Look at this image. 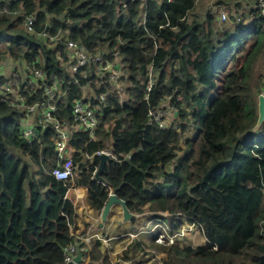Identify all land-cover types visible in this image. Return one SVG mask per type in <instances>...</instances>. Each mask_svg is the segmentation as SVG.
I'll return each instance as SVG.
<instances>
[{
	"label": "trees",
	"instance_id": "1",
	"mask_svg": "<svg viewBox=\"0 0 264 264\" xmlns=\"http://www.w3.org/2000/svg\"><path fill=\"white\" fill-rule=\"evenodd\" d=\"M197 1L149 0L145 20L139 0L0 1V59L38 61L48 83L61 79L66 95L59 101L58 119L73 124V103L83 90L99 96L107 87L96 89L91 72L73 75L65 47H50L28 33L23 12L37 15L38 32L50 21L52 34L67 33L91 52L119 47L128 74L127 99L108 95L95 139L84 130L71 133L72 158L80 164L76 183L87 188V201L99 212L113 190L135 215L155 219L168 212L171 232L195 223L207 238L196 246L159 244L154 238L147 247L136 240L124 251L125 260L138 249L152 253L143 264H158L157 252L167 254L160 264H264V122L254 132L264 15L248 9L235 26H219L213 11L196 14ZM6 6L9 12L3 11ZM253 36L257 39L242 66L226 72L227 60ZM151 62L155 83L148 91ZM89 82L93 87H84ZM23 88L29 102L44 100L43 89ZM167 96L177 108L178 127L148 123L150 109ZM22 115L0 102V264H61L77 213L66 197L67 186L52 175L57 132L47 128L40 141L28 143L20 135ZM102 150L116 158L98 180L93 178L100 164L96 153ZM92 244L91 253H83L90 261L82 264H112L100 240Z\"/></svg>",
	"mask_w": 264,
	"mask_h": 264
},
{
	"label": "built area",
	"instance_id": "2",
	"mask_svg": "<svg viewBox=\"0 0 264 264\" xmlns=\"http://www.w3.org/2000/svg\"><path fill=\"white\" fill-rule=\"evenodd\" d=\"M139 1L144 12L143 20H145L149 0ZM244 6L247 9H256L264 15V0H256L253 3H246ZM3 11L9 12L8 7L6 6ZM243 13L244 10L235 11L232 14V18L228 15L227 11L222 10L219 14V22H232L236 24L242 20ZM22 15L24 17V27L28 33L37 35L48 43L50 47L54 48L59 44L65 47L67 56L66 63L73 75L81 73L86 76L91 72L96 75V78L93 80L96 89L107 87L99 96L96 95L93 89H90V93L84 89L82 97L74 100L73 103L72 115L74 122L73 124H68L58 119L57 110L59 101L66 95V88L61 79L54 78L51 83H48V75L38 61L22 63L20 61H14L11 57H7L0 61V102L23 112L20 121V135L28 143L40 141L41 133L47 128L52 127L57 132V137L55 138L57 159L56 165L52 170V175L56 179L63 181L69 192L71 189L79 188L76 180L80 175V164L74 163L72 150L69 147L70 135L74 130L80 129L89 132L93 139L97 137L96 131L99 127V117L104 111L101 104L105 103L109 94L115 93L120 96L125 95L127 87H129L124 58L121 55V49L119 47L99 49L95 52H91L79 41L71 39L67 33L62 34L59 32L52 34L50 32V25L49 27L46 26L41 32H38L36 28L37 15L35 13L24 12ZM146 83V87L148 91H150L155 83L153 62L149 65ZM23 87L43 89L44 100L29 102L28 96L25 94L26 89ZM84 87L93 86L89 82L88 85ZM260 94H264V82ZM94 101L98 102L95 103ZM177 115V108L172 104V97L167 96L165 101L160 104L158 108L150 109L148 123L156 122L162 128H169L171 126L178 127L180 121ZM102 153H108L111 157L116 158L111 151L107 150L98 151L96 154L100 155ZM130 157L131 155H128L125 159ZM92 159L93 156L87 157V160L92 161ZM98 168V166H95L93 178H96ZM113 192L114 191L111 190L110 193ZM85 197L86 193L84 191H79L75 195L76 200L71 201L75 205L77 201L83 200ZM160 213L162 216L168 215V212ZM141 215L143 214H136L134 218L140 217ZM195 227L203 233L201 225L195 223H185L179 230L170 232L169 227L162 221H159L146 231L140 229L136 232H129L127 235L130 239H134L139 238L140 233H155L157 230H160V232L155 235L156 242L159 244L173 245L177 243L178 239L185 237ZM70 233L73 239L64 249V261L61 264H77L75 260L76 256L80 253L82 254V258L84 257L83 253L89 255L93 249V240L96 238L101 239L94 231L79 234L74 224L72 225L71 222ZM104 241L105 239H103V242ZM89 261L90 257H87L85 261L83 260L80 264L88 263ZM111 263L115 264L112 261Z\"/></svg>",
	"mask_w": 264,
	"mask_h": 264
},
{
	"label": "crops",
	"instance_id": "3",
	"mask_svg": "<svg viewBox=\"0 0 264 264\" xmlns=\"http://www.w3.org/2000/svg\"><path fill=\"white\" fill-rule=\"evenodd\" d=\"M82 187L71 189L69 192H67L66 195L68 199L74 200L72 198H75L77 192L84 191L86 193L85 199L77 201L75 204L77 218L74 227L79 234H85L90 231H94L96 234H98L101 239L96 238L95 240H100V242L102 243L101 250L102 251L107 250V253L109 254L111 261L115 264H133L132 261L135 258L133 259L130 258L128 260H125L124 251L126 249L128 250L131 244H133L136 240L142 241L139 238L130 239L127 233L136 232L143 228L150 229L153 226V225L150 226V224L154 220L162 221L166 225H168L169 223V221L166 218L168 216H163L164 218L151 219L150 216H147L148 214H143L140 217L134 218L131 221H125L123 218V208L120 204H115L114 206H112L107 220L104 223H102L101 212L93 209L90 206V204L87 201V196H88L87 188L86 187L82 188ZM82 225L84 227L86 226L83 232L80 231V226ZM112 229L113 231L111 232L110 230ZM142 234L144 235L149 234V232L140 233L139 237H141L140 235ZM153 238H155V233ZM103 239H105L104 242ZM122 242H124V245L121 246L120 244ZM205 242H206V237L202 234L201 244H205ZM112 243H114L116 246H113ZM142 243L145 246L148 244L147 241H142ZM159 253L162 255L164 254L163 252H159ZM135 264H143V263L142 260L140 259L139 262H136Z\"/></svg>",
	"mask_w": 264,
	"mask_h": 264
},
{
	"label": "rangeland",
	"instance_id": "4",
	"mask_svg": "<svg viewBox=\"0 0 264 264\" xmlns=\"http://www.w3.org/2000/svg\"><path fill=\"white\" fill-rule=\"evenodd\" d=\"M233 1L235 0H198L197 1V8L195 10L196 14H199L200 17H203L205 15V13L207 11H213L216 15V19H217V23L218 25L220 26V24H223V23H220L219 22V14L221 13L222 10H225L228 12V15L230 17H232V11H233V8H236L237 9V6L233 3ZM244 0H237V2H240L242 4V6H238V9L239 11H243L244 10V15L248 13V9L245 8L244 4L246 2H243ZM248 15V14H247ZM229 25V24H228ZM223 26V25H222ZM221 26V27H222ZM232 26H235V24H232ZM257 37L256 36H253L250 40H248V43L245 45V47L242 49H239L238 51L235 50V52H233V54L230 56V58L227 60V63H226V72H237L239 70V68L242 66V64L244 63V59H245V55L246 53L248 52V49L250 48V46L256 41ZM5 58L7 57H3L1 60H4ZM260 74L258 79L255 81L256 83H258L257 85L259 86L258 87V95H260L261 91H262V84L264 82V59L259 63L257 69H256V73ZM255 73V75H256ZM260 90V91H259ZM124 96V97H123ZM121 96V98L123 100L127 99V97L125 95ZM236 104V102H235ZM237 105V104H236ZM178 120L181 122V120L178 118ZM179 122V123H180ZM261 125L257 128L254 129V132H258L259 129H260ZM194 134L193 130H191L190 132H188L185 136H184V141H185V138H188V137H191L192 135ZM182 154V151H179L178 152V155H181ZM26 159L28 160L30 166H31V170H35L36 167L35 165L32 163V161H30L29 157H26ZM148 205H146L145 207H147ZM263 206H264V203H263ZM149 216V214L147 215ZM159 221L157 220H154L153 222H151L150 226H154L156 223H158ZM152 226V227H153ZM170 229V225L168 223L167 225ZM86 227V226H85ZM85 227L82 225L80 226V231L83 232V230L85 229ZM148 228H143L142 231H146ZM111 232L113 231L110 230ZM80 232V233H81ZM160 232V230H157L155 232V235L156 233ZM170 232H171V229H170ZM202 232L199 231L196 227L191 230L185 237H183V239L177 241L176 244H179V245H191V246H196V245H199L201 244V238H202ZM141 237H139L140 240L142 241H147L148 244L146 245L147 247L148 246H152L151 244V240L154 239L153 236H154V233H149V234H142L140 235ZM121 240V239H120ZM119 241V240H118ZM113 246H116L114 243H112ZM118 245V244H117ZM121 246L124 245V242H122L120 244ZM129 250V249H128ZM138 250V249H137ZM136 249H131L130 253H129V258L128 259H133V264H135L136 262H139V260H144V259H147L149 257H151L152 253L149 252L148 254H145V253H142V252H137ZM167 256L166 253H164L163 255L160 254V253H157L156 255V259L158 260V264H160V260L165 258ZM140 258V259H139ZM163 262V261H162Z\"/></svg>",
	"mask_w": 264,
	"mask_h": 264
},
{
	"label": "water",
	"instance_id": "5",
	"mask_svg": "<svg viewBox=\"0 0 264 264\" xmlns=\"http://www.w3.org/2000/svg\"><path fill=\"white\" fill-rule=\"evenodd\" d=\"M50 23L49 21H47V27H49ZM258 108H259V118H258V122L256 127L258 128L260 125L263 124L264 122V94H260L258 97ZM255 127V128H256ZM99 159H100V164H99V168L96 172V178L98 180H102V176L101 173L103 172L105 165L107 164V162L111 159V155L108 153H102L99 155ZM104 181V180H103ZM115 204H120L123 208V218L125 221H131L134 217L135 214L132 213L125 200L119 198L115 192L110 193L109 199L107 200L102 212H101V216H102V223H104L108 216L109 213L111 211L112 206H114ZM76 262L77 264H80L83 261L82 258V254H78L76 256Z\"/></svg>",
	"mask_w": 264,
	"mask_h": 264
}]
</instances>
